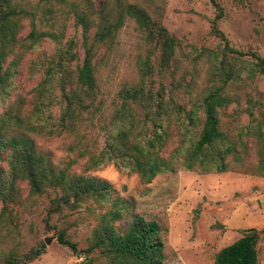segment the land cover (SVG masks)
Returning <instances> with one entry per match:
<instances>
[{"label":"rangeland","instance_id":"obj_1","mask_svg":"<svg viewBox=\"0 0 264 264\" xmlns=\"http://www.w3.org/2000/svg\"><path fill=\"white\" fill-rule=\"evenodd\" d=\"M13 2L28 12L22 18L19 39L29 32L30 21L39 30L57 37L56 40L44 37L27 51H22L21 46L14 50L22 56L10 98L20 94L27 104L31 103L41 78V63H47L57 45L65 47L73 40L71 50L81 60L84 44L93 42L96 24L103 17L112 21L118 14L115 0ZM126 2L145 9L176 37L179 45L173 59L168 67L160 68L158 51L146 41L139 24L124 14L123 23L114 35L93 45L99 87L96 102H101L98 110L93 116L83 113L85 120L78 134L33 135L36 146L46 151L55 165L70 164L71 171L83 172L86 157L82 153L91 143L96 144V150L102 146L104 134L100 126L110 119L114 106L121 102L119 91L144 82L153 93L161 92L170 119L167 140L161 149L165 156L179 142L195 137L200 125H188V115L202 119L203 96L213 87L223 85L229 101L219 111L221 128L232 139H242L249 146L243 163L231 162L224 172H201L180 166L173 172L156 175L149 182L112 163L85 173L111 183L114 189L111 196L124 205L122 217L110 222L116 232L123 233L134 216L159 223L164 264H213L215 253L249 228L259 233L258 264H264V176L256 172L255 146L246 127L254 124L252 119H264V75L255 66V55H264V0ZM76 14H84L88 19L85 33ZM217 16V27L224 33L229 49L212 32V22ZM11 58L12 55L8 60ZM131 106L139 118L144 116L141 105L131 103ZM59 109V105L54 107L55 112ZM20 187L21 203L12 206V220L0 224V263L10 253L23 256L41 244L42 253L22 264L107 262L99 248L89 252L87 249L101 232L100 217L110 204L88 199L73 209L49 212L50 198L59 191L49 189L41 195H29L25 183ZM60 233L75 243L76 250L59 242Z\"/></svg>","mask_w":264,"mask_h":264},{"label":"trees","instance_id":"obj_2","mask_svg":"<svg viewBox=\"0 0 264 264\" xmlns=\"http://www.w3.org/2000/svg\"><path fill=\"white\" fill-rule=\"evenodd\" d=\"M40 1L61 3L65 0ZM115 2L117 17L112 21L103 17L96 24L93 42L84 44L81 60L71 50L74 41L69 40L65 47L57 45L47 63H41V78L35 86L31 103L27 104L26 98L20 94L10 98L12 81L22 56L14 50L21 46L22 51H27L44 37L54 40L57 37L49 31L39 30L35 22L30 21L29 32L24 39H19L22 18L28 16V12L13 0H0V224L11 221L12 206L21 203V183L26 184L29 195H41L49 189L59 191L50 198L52 206L49 212L73 209L81 202L93 199L110 204V207L101 214V232L96 234L88 252L99 248L107 257L105 264H164V243L159 223L134 216L123 233L116 232L110 222L122 217L124 205L111 196L114 191L111 183L85 172L112 163L119 169L137 173L143 181L149 182L156 175L173 172L180 166L201 172H224L231 162L243 163L249 146L242 139H232L221 128L219 111L229 101L223 85L213 87L203 96L200 103L202 119L196 120L192 114L188 115V125H200L195 137L185 140L188 143L179 142L165 156L161 149L167 140L170 119H167L161 92L153 93L144 82L119 91L121 102L114 106L110 119L100 126L104 134L102 146L96 150V144L91 143L82 153V157H86L83 172L71 171L70 164L63 167L55 165L49 154L36 146L33 138V135L78 134L80 124L85 120L83 113L93 116L98 110L101 102H96L99 87L93 45L112 37L122 25L124 14L139 24L146 41L156 48L160 68L168 67L173 59L179 42L160 21L150 17L135 3L126 0ZM76 18L85 33L88 19L84 14H76ZM217 19L218 16L212 22V32L224 42V48L229 49L224 33L217 27ZM10 55L12 58L8 60ZM255 58L257 72L264 75V55H255ZM131 103L143 107L142 118L133 111ZM58 105L60 109L55 112L54 107ZM88 120L93 122V119ZM252 120L254 124L246 125L247 135L253 137L256 172L264 176V119ZM57 238L60 243L76 250L75 243L63 233ZM258 241V231L246 229L239 238L215 253L213 264H258ZM43 247L41 244L23 256L10 253L0 264L31 261L42 253Z\"/></svg>","mask_w":264,"mask_h":264},{"label":"water","instance_id":"obj_3","mask_svg":"<svg viewBox=\"0 0 264 264\" xmlns=\"http://www.w3.org/2000/svg\"><path fill=\"white\" fill-rule=\"evenodd\" d=\"M46 241H48V240H46Z\"/></svg>","mask_w":264,"mask_h":264}]
</instances>
